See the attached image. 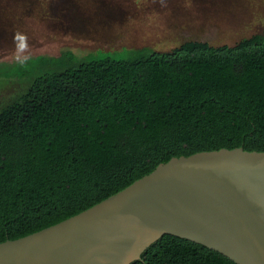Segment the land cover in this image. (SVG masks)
<instances>
[{"label":"trees","instance_id":"16d2710c","mask_svg":"<svg viewBox=\"0 0 264 264\" xmlns=\"http://www.w3.org/2000/svg\"><path fill=\"white\" fill-rule=\"evenodd\" d=\"M0 109V243L76 215L174 157L264 151V33L234 45L37 56ZM131 264H238L165 234Z\"/></svg>","mask_w":264,"mask_h":264},{"label":"water","instance_id":"95a60500","mask_svg":"<svg viewBox=\"0 0 264 264\" xmlns=\"http://www.w3.org/2000/svg\"><path fill=\"white\" fill-rule=\"evenodd\" d=\"M165 234L264 264V151L174 157L59 223L0 243V264H131Z\"/></svg>","mask_w":264,"mask_h":264},{"label":"rangeland","instance_id":"374dc122","mask_svg":"<svg viewBox=\"0 0 264 264\" xmlns=\"http://www.w3.org/2000/svg\"><path fill=\"white\" fill-rule=\"evenodd\" d=\"M264 33V0H0V109L25 92L37 56L234 45Z\"/></svg>","mask_w":264,"mask_h":264}]
</instances>
